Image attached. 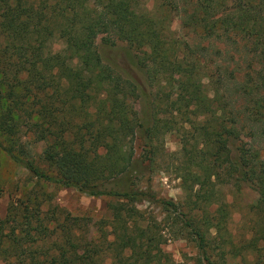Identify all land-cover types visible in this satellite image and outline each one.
Here are the masks:
<instances>
[{
	"label": "trees",
	"instance_id": "trees-1",
	"mask_svg": "<svg viewBox=\"0 0 264 264\" xmlns=\"http://www.w3.org/2000/svg\"><path fill=\"white\" fill-rule=\"evenodd\" d=\"M142 2L0 0V152L39 180L114 198L115 235L105 248L85 241L79 220L62 210L53 225L35 224L29 213L23 223L0 216L7 264H171L160 247L162 229L137 226L141 212L126 208L148 195L133 178L153 165L146 148L155 152L162 129L174 122L167 112L193 115L187 121L201 138L197 162L206 175L184 179L185 187L192 180L196 202L153 199L175 214L179 233L191 235L207 264H215L214 242L222 250V239L235 245L228 206L211 212L206 187L254 182L264 199V0H160L151 10ZM172 12L188 39L174 36ZM100 38L133 49L136 73L106 62ZM56 39L64 41L59 51L52 50ZM23 131L46 142L41 162ZM242 137L249 140L244 149ZM250 241L251 249L264 243V217Z\"/></svg>",
	"mask_w": 264,
	"mask_h": 264
},
{
	"label": "rangeland",
	"instance_id": "rangeland-1",
	"mask_svg": "<svg viewBox=\"0 0 264 264\" xmlns=\"http://www.w3.org/2000/svg\"><path fill=\"white\" fill-rule=\"evenodd\" d=\"M158 1L160 0H143L142 7L154 9ZM172 14L171 28L175 32L174 36H186L185 38L188 39L187 33L181 27V19L177 12ZM203 42L211 41L203 39ZM97 43L106 62L120 70L126 68L135 72V51L125 42L108 46L100 38ZM63 47V40L52 41V50L59 51ZM166 102L163 101V104ZM170 116L174 122H171V127L168 129H162L163 132L161 131L159 140L156 142V151L151 152L150 147L146 148L147 154L154 159L153 165H144L138 173L134 174L135 187L146 190L148 195L143 200L127 203L126 208L131 209L134 206L141 212L137 215L138 218L136 215L134 217L137 226L162 229L160 247L169 254L171 264H207L191 235H184L183 231L179 233L182 223L176 221L175 214L153 199L155 196L158 199L174 200L185 205L196 202V196L191 194L189 185L192 180L188 179L189 187H185L184 179L185 177L193 178L196 172L202 178L206 175V171L200 169L197 162L202 154L200 152V148L203 147L201 138L196 128L192 126L193 123L187 121L188 117L193 118V115L189 112L184 114L175 112L173 115L167 112V117ZM22 135L25 140H28L32 152H36L34 155L36 160L41 162L39 154L42 153L46 142L34 143L33 135L25 131ZM248 141L242 137L238 143L244 149L249 146ZM41 165L45 167V164ZM213 187L215 186L206 187L214 196L208 209L214 212L218 208V203L227 204V230L231 233L235 249H231L230 244L222 239L220 242L223 244L222 250L217 247L216 241L209 251L212 260L215 264H264V243L260 242L256 248H250L253 228L264 217V199L258 193L255 183L249 182L242 185L240 189L227 184H217L215 188ZM112 200L114 198L111 196H92L72 187L39 180L25 167L14 162L5 152H0V216L3 219L16 216L23 223L25 221L22 217L23 213H29L32 214L35 224L36 219L39 218L45 220L44 224L53 225L54 221L50 218H57L59 212L55 215V211L62 210L65 215L68 213L79 220V231L85 241L94 240L105 248L107 242L115 240L113 215L108 207ZM125 215H128V212H125ZM31 231L34 234L38 232L33 228ZM48 250L50 247L46 246L39 251ZM127 253L130 252L126 251ZM104 254L109 255L107 251ZM0 264L7 263L0 259Z\"/></svg>",
	"mask_w": 264,
	"mask_h": 264
}]
</instances>
